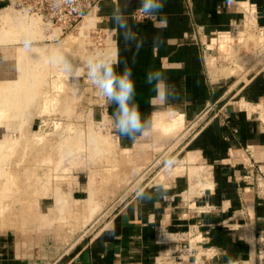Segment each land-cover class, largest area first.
I'll list each match as a JSON object with an SVG mask.
<instances>
[{
	"label": "crops",
	"instance_id": "1",
	"mask_svg": "<svg viewBox=\"0 0 264 264\" xmlns=\"http://www.w3.org/2000/svg\"><path fill=\"white\" fill-rule=\"evenodd\" d=\"M11 1L0 0V8ZM139 7L140 0H101L99 11L114 41V59L123 62L117 71L132 69L147 132L156 113L172 110L185 114L188 131L198 126L186 134L178 166L144 183L84 245L48 262L35 253L16 255L11 264H257L264 239V119L247 110L264 96V46L256 42L264 36V0H165V27L157 26L158 17H136ZM125 32L135 40L125 41ZM150 70L160 71L181 101L153 104L144 82ZM211 107L228 113L201 119ZM115 108L108 105L110 113ZM138 192L151 198L138 199ZM180 243L189 248L179 258L156 261ZM8 252L3 246L0 261L9 259Z\"/></svg>",
	"mask_w": 264,
	"mask_h": 264
},
{
	"label": "rangeland",
	"instance_id": "2",
	"mask_svg": "<svg viewBox=\"0 0 264 264\" xmlns=\"http://www.w3.org/2000/svg\"><path fill=\"white\" fill-rule=\"evenodd\" d=\"M100 1L76 0L85 6L79 16L68 6L54 8L52 0H12L0 8V140L19 139L11 150L1 148L6 155L3 169L10 175L8 179L6 172L0 174V192L9 195L0 201V251L3 246L9 251L2 264L33 253L40 262H48L72 246L84 245L144 183L163 178L178 166V157L184 154L178 150L186 134L198 126L191 124L188 131L184 118L171 131L172 139L170 133L168 139L165 134L157 136L151 127L165 111L156 113L147 135L134 141L115 132L108 104L86 74L89 57H115ZM29 32L34 42L25 52L22 40ZM256 42L262 49L264 36ZM61 54L70 70L64 64H50ZM77 69L82 70L79 77ZM260 102L247 112L262 120L264 96ZM172 112H167L168 118ZM227 113L225 107H211L201 119ZM168 155L176 160L171 171L163 168ZM13 248L20 253L14 255ZM255 262L264 264V239Z\"/></svg>",
	"mask_w": 264,
	"mask_h": 264
},
{
	"label": "clouds",
	"instance_id": "3",
	"mask_svg": "<svg viewBox=\"0 0 264 264\" xmlns=\"http://www.w3.org/2000/svg\"><path fill=\"white\" fill-rule=\"evenodd\" d=\"M52 6L59 9L63 6H68L73 11L78 10L76 0H52ZM165 6V0H140L138 11L144 18L158 17V27H165L167 20L161 16ZM115 23L120 29H127V24L121 16L114 15ZM125 41L135 40V36L129 32H125ZM34 36L29 32L22 40V47L25 52H30L33 46ZM141 45H137L139 50ZM50 64L53 66L64 64L66 69L71 68V65L64 59L63 55L56 56L50 59ZM135 62V61H134ZM123 63L117 59H113L110 55L99 59L89 57L87 64V80L97 90L99 96L104 99L108 105H115V110L111 113L113 128L117 134L131 140H135L140 135H147L146 125L149 123L142 115L136 104V83L133 78L132 69L127 66L122 72L117 71V65ZM82 74L81 69H77L75 76L79 77ZM150 85L154 96L151 102L156 104H167L171 100H180L175 87L168 83L164 75L158 70H150L145 74V81ZM176 160L173 156L168 155L163 161V168L170 171L174 168ZM163 195L162 188L157 190ZM138 199H149L151 195H145L143 192L135 194Z\"/></svg>",
	"mask_w": 264,
	"mask_h": 264
},
{
	"label": "bare ground",
	"instance_id": "4",
	"mask_svg": "<svg viewBox=\"0 0 264 264\" xmlns=\"http://www.w3.org/2000/svg\"><path fill=\"white\" fill-rule=\"evenodd\" d=\"M249 17V16H248ZM246 21H247V19H246ZM252 22L253 21H250V23L252 24ZM246 23V22H245ZM247 24H248V21H247ZM250 25V24H249ZM247 28H249V27H247ZM254 28V27H253ZM246 29V28H245ZM244 29V30H245ZM248 30V29H247ZM247 30H245V31H247ZM249 30H250V28H249ZM248 30V31H249ZM250 32V31H249ZM248 32V33H249ZM240 33V32H239ZM228 33H225L223 36L225 37V38H227L228 37ZM242 35H243V33L240 35V39H242ZM246 35V34H245ZM247 35H249V34H247ZM71 36V35H70ZM245 38V37H244ZM64 39H65V37H64ZM69 39V38H68ZM245 44V43H244ZM16 61H18L17 59H16ZM20 61V60H19ZM22 66V65H21ZM17 69V68H16ZM19 69V68H18ZM234 70V69H233ZM26 74V73H25ZM28 74V73H27ZM36 75V74H35ZM18 77V76H17ZM24 77V76H23ZM12 78V77H11ZM16 78V77H15ZM18 78H21V77H18ZM28 79V78H27ZM26 79V80H27ZM17 81L19 80V79H16ZM16 80H15V82H16ZM22 80V79H21ZM11 81V80H10ZM27 81H29V80H27ZM11 83H12V81H11ZM20 83V82H19ZM29 83V82H28ZM8 85V84H7ZM17 85V84H16ZM31 85H32V83H31ZM19 86V85H18ZM26 86V85H25ZM7 87V86H6ZM12 87H14V86H12ZM12 87H11V89H12ZM7 88H10V86L9 87H7ZM27 88H29V87H27ZM26 87H25V89L24 90H26L27 89ZM10 89V90H11ZM21 90H22V88H20ZM30 89V88H29ZM29 89H27L28 91H29ZM3 90V89H2ZM17 90V89H16ZM24 90H22V91H24ZM4 91H5V89H4ZM13 91L15 92V89L13 88ZM25 92V91H24ZM8 93V92H7ZM18 93V92H17ZM27 93V92H26ZM29 93V92H28ZM24 94V93H23ZM20 95V94H19ZM25 95V94H24ZM22 97V96H21ZM28 97H31V96H27V98ZM23 98V97H22ZM24 100H25V98H23ZM27 102V101H26ZM45 104H44V107H46V103L47 102H44ZM14 104V103H13ZM27 104V103H26ZM49 104H51V102L49 103ZM27 106V105H26ZM14 107V106H13ZM10 108H12V107H10ZM9 108V109H10ZM15 110H16V108H14ZM11 110V112H12V110H13V108L12 109H10ZM14 110V111H15ZM1 111V110H0ZM6 111V110H5ZM173 111V110H172ZM171 111V112H172ZM167 112H169V111H167ZM167 112H166V115H165V113L163 114V115H165V116H163L162 118V120H157L156 121V123H155V125L153 126V127H151L152 129H153V131H156V133H155V135H157L158 136V134L157 133H160V134H169L168 136L170 137V136H172V134H174L175 132H172L171 133V131L175 128V127H177V125L176 124H178L179 122H180V120H182V119H184V118H186V117H184V113H182V112H178V113H173V114H171L170 116H169V118H168V116H167ZM1 113V112H0ZM15 113H16V111H15ZM13 114L14 116V118L16 119V117H15V115L16 114ZM3 114V113H2ZM158 114V113H157ZM157 114H156V116H157ZM160 114H162V113H160ZM159 115V114H158ZM168 115H169V113H168ZM2 117H0V118H2L3 119V115H1ZM8 117V116H7ZM159 118L161 117V116H158ZM157 117V118H158ZM164 117L166 118H168V119H164ZM154 118H156V117H154ZM10 119V118H9ZM1 120V119H0ZM156 120V119H155ZM2 121V120H1ZM0 121V122H1ZM1 124V123H0ZM181 125H183V123L181 122L180 123ZM180 128V125H179V127H178V129ZM183 127H181V129H182ZM2 130V129H1ZM176 130V129H175ZM175 130H173V131H175ZM181 132V131H180ZM154 133V132H153ZM36 134V133H35ZM179 134V133H178ZM175 135V134H174ZM164 136V135H163ZM156 137V136H155ZM161 137H162V135H161ZM160 137V139H164L163 137L161 138ZM168 137V138H169ZM175 137V136H174ZM177 137V136H176ZM158 138V137H157ZM167 138V135H166V137H165V139ZM167 138V139H168ZM5 139V138H4ZM159 139V138H158ZM170 139H172L171 137H170ZM176 139H179V135H178V138H176ZM17 140H19V139H17V138H6L5 139V141H2V140H0V152H2L3 150L1 149V148H3V147H6V149H9V150H11L12 148H13V146H15V144H16V142H17ZM166 141H168V140H166ZM18 145V144H17ZM18 147V146H17ZM20 148V147H19ZM188 154V153H187ZM191 154V153H190ZM4 153L2 152V154H1V158H0V174H4L3 172H6V175H7V177H9L8 179H10V175L8 174V172L5 170V169H3V164L4 163H2L1 161H5V160H3L5 157H4ZM6 156V155H5ZM8 157V156H7ZM189 159H192L191 157L189 158ZM15 160V159H14ZM191 161V160H190ZM200 163V162H199ZM191 166H193V165H191ZM180 168V167H179ZM193 168V167H192ZM181 169H183V168H181ZM178 170H180V169H178ZM183 171V170H182ZM190 171V170H189ZM197 171V170H196ZM195 173V172H194ZM176 174V173H175ZM192 174V173H191ZM8 179H7V182H8ZM200 179V178H199ZM12 182V181H11ZM10 182V183H11ZM198 185V184H197ZM6 189V188H5ZM12 191V190H11ZM6 192V191H5ZM5 192L3 191V192H0V201H3V199H4V197L6 198L7 196H9V195H5ZM6 194H7V192H6ZM12 196V195H11ZM15 197V196H14ZM13 197V198H14ZM2 198V199H1ZM15 199V198H14ZM4 201H5V199H4ZM15 201L16 200H12V202L13 203H15ZM6 202H8L7 200H6ZM12 207H13V205H12ZM16 208V207H15ZM44 217V216H43Z\"/></svg>",
	"mask_w": 264,
	"mask_h": 264
},
{
	"label": "built area",
	"instance_id": "5",
	"mask_svg": "<svg viewBox=\"0 0 264 264\" xmlns=\"http://www.w3.org/2000/svg\"><path fill=\"white\" fill-rule=\"evenodd\" d=\"M76 5H77L78 10L73 11V9H72V12H74L76 16H79V15H81L82 12L85 10V6L82 5V3H78V2H76ZM135 16H136V17H141V13L138 12V13H136ZM180 244H181V245H180L178 248H176L175 250L171 249L169 252H166L165 254H159L158 257H157V259H156V261H157V262H158V261L161 262V261H162V260H161L162 258H167V257H169V256H170L172 259H177V258H179V255H180L181 253H184V252L186 251V249L189 248V244H188V243H180ZM129 264H143V263H142V262H136V261H134V262H130Z\"/></svg>",
	"mask_w": 264,
	"mask_h": 264
}]
</instances>
